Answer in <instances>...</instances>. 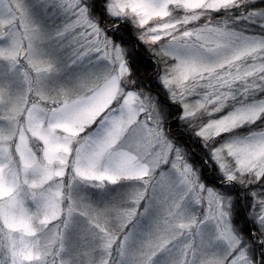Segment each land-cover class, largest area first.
Wrapping results in <instances>:
<instances>
[{"label":"snow or ice","instance_id":"obj_1","mask_svg":"<svg viewBox=\"0 0 264 264\" xmlns=\"http://www.w3.org/2000/svg\"><path fill=\"white\" fill-rule=\"evenodd\" d=\"M124 7L122 0H35L33 10L62 21L49 27L29 13L23 56L10 35L0 37V264H156L164 253L170 264H264L234 234L227 200L199 182L166 133L155 98L122 86L130 71L116 43L123 36H109L100 21ZM230 9L239 15L214 16ZM135 10L174 21L137 37L179 105V120L207 148L205 163L218 165L228 181L264 176V127L215 140L264 119V0H141ZM241 20L258 31L239 30ZM93 59L104 68L96 70ZM226 104L231 110L213 115ZM77 178L142 183L127 206L96 207L72 195ZM54 182L55 197L47 191ZM252 195L264 246V195ZM186 198L203 211L184 207ZM75 217L84 222L78 230ZM137 217L145 223L134 226Z\"/></svg>","mask_w":264,"mask_h":264},{"label":"rangeland","instance_id":"obj_2","mask_svg":"<svg viewBox=\"0 0 264 264\" xmlns=\"http://www.w3.org/2000/svg\"><path fill=\"white\" fill-rule=\"evenodd\" d=\"M251 1H254V0H245L246 3L251 2ZM34 2L35 0H0V37L4 35H10L12 40H14L17 43V45L21 46L20 47L21 56H23L24 51L27 50L28 45H29V41H28V38L25 32V23H26L25 17L29 13H31L35 19L41 20L46 26H49V27L59 24L63 19L62 15L60 14L46 17L39 10H33L31 8V5ZM178 12L179 10H177V14ZM228 12H231V11L229 10ZM233 12L235 11H232V13ZM115 19L116 18L114 17H107V20H115ZM100 23L103 26L105 22L100 21ZM237 23L246 24L242 20L237 21ZM120 24H127L131 27L132 35L134 37L136 44L138 45L140 44L144 48V51H146L150 55V58L153 61V66H152L153 71L151 74H149V80L155 84L154 86H150V87H147L146 85L143 89L142 87L143 85L140 83L141 81H139V86L135 88L134 83L136 81V78L134 77H137V76L135 75L133 76V74L129 71L128 73L129 83L125 84L122 81V86H124L126 90H132V91L143 90V92L155 98V103L157 104L158 110L160 111V114L162 116L165 131L169 136V133L171 130L169 127V124L171 123L172 120H177V119L179 120L178 116L180 112V107L178 104H174L169 99L167 91L163 88L161 82L158 80L156 71H155L157 65H156L155 60L153 59V54L148 50V48L146 47V45L143 44V42L139 41L136 35L137 30L135 26L132 25L131 22L127 20L126 18L122 19L121 22L115 26V28L118 27ZM243 24L239 25L241 27V28H238L239 30H242L248 34H254L252 32H247V30H254L256 29L255 26L251 24L244 26ZM115 28H107L106 29L107 34L109 35V32H112V30H114ZM121 47L124 49V55H125L126 48L123 47L122 45ZM92 64L96 70H102L105 66V62L103 60L93 59ZM175 105H176V108H178V111L175 112L174 117H173V113H172L173 109L171 108V106L175 107ZM229 110H231L230 105L226 104L225 107L221 109L219 113H215L213 115L216 117H219L220 115L226 114ZM178 124L181 125L183 128H185L186 130H189L192 132V130L188 128L187 124H183L180 120L178 121ZM245 125H248V124H245ZM95 128H96V125L94 124L89 129H86V132L84 134L94 131ZM234 130L235 129L231 130L228 133L223 134L220 137L215 138L217 144L220 142H223V140L226 138L237 136V135L232 134ZM59 134L60 133H58V135ZM176 135H178V133ZM246 135H241L237 137H244ZM186 140L189 145H191L192 143L198 145V147L201 150V153L203 150L202 155H204V157L196 155V157H198L199 160L196 159L194 162H198L201 164L203 163L204 165L202 166H204V168H201V167L199 168V167L194 166V170H197V178L200 183H202L206 188H211L214 191H217L218 194L222 195V197L227 200L228 204H227L226 210L229 213V222L234 230V234L238 235V237L241 239L242 244H243V239L237 233L236 229L234 228V225L232 224L233 222L231 219L232 203L235 202L236 208H239L240 206H242V209L244 210V213L247 216L246 221L249 222V225H251L252 227L253 226L255 227L256 231L251 227L250 233L252 235L257 236V241L259 243L260 241L259 227L250 213L252 210V205H253V200H254L252 193L255 192L257 194V198H259V196L261 195H264V180H262L261 182H258L260 181V179H262L263 176L258 179L254 177L252 178L251 182H257V185L255 186L254 189L246 191L245 192L246 195L242 191H237V193L236 192L234 193L233 192L234 188H238L239 186H242L243 184H249L251 182L242 183L241 181H236V180L228 181L225 178L223 172L219 169L218 165L210 161L208 163H205V161L209 159L208 150L201 143V139L199 137L193 134L191 136L190 135L187 136ZM176 145L179 146L178 144ZM181 148L183 149V147ZM192 155L193 157H195L194 153ZM187 159L189 158L187 157ZM167 167H168L167 165L161 166L160 169L156 170V173L158 174L159 171L161 170H167ZM201 169L205 171L204 172L205 174L201 172ZM213 178L217 180L215 181L213 180ZM64 179H65V182L67 183L69 179L67 174ZM57 183L58 182H54L52 185L49 186V188H55V185H57ZM141 183L142 182L137 181V180L122 178L120 181H118L115 184H110L106 182L105 184L98 186L95 183H89V182H86V181H83L77 178L71 181V192L74 197H81L96 207H104L106 205H112V204L127 206V204L130 203V201L127 200L128 194L131 193L135 188L141 186ZM230 188H232L231 191H229ZM144 204H145V201H142L141 205L138 208L139 211H143ZM183 206L187 207L190 211L194 213L197 211H200V212L203 211L202 206L195 205L189 198L185 199ZM73 223L76 226L77 230L82 228L84 224L82 218H79V217H75L73 220ZM144 223H145L144 217H137L135 218L134 226H140V225H143ZM208 227H209V230H211V226H208ZM75 242L76 241L74 240V233L73 232L67 233L66 243L69 244V246H71ZM259 245H260V248H259L258 254L257 255L253 254L256 259L258 258V260L260 258L259 255L264 254V250H262V247L264 246H262L260 243ZM246 250L250 252V248H247ZM250 255H252V252L250 253ZM156 264H170L169 254L164 253L158 256L156 258Z\"/></svg>","mask_w":264,"mask_h":264},{"label":"trees","instance_id":"obj_3","mask_svg":"<svg viewBox=\"0 0 264 264\" xmlns=\"http://www.w3.org/2000/svg\"><path fill=\"white\" fill-rule=\"evenodd\" d=\"M103 2V0H102ZM254 1L248 2L249 4L254 3ZM229 10H221L218 13H215L214 16L216 17H220V16H225L226 13ZM231 13L232 11H235L232 13L233 16L239 15V13L235 10V9H230ZM227 18V17H226ZM101 22H105V21H101ZM243 23L238 24L237 23V27L241 28L239 25H241ZM244 26H247L248 24H243ZM119 30V31H117ZM256 29L254 30H247V32H252L255 33ZM109 35L112 36L113 38H115V36H123V42H121L120 40H116L117 43H120L123 47L126 48V52H125V58H126V62L130 68V72L133 74V76H137L134 77L136 78L135 81V88H137L139 86V81H141L140 83L143 85V89L144 87L147 85V87L150 86H154L155 84L149 80V74L152 73L153 69V61L150 58V55L144 51V48L139 44H136L134 37L132 35V31H131V27L127 24H120L118 27H116L114 30H112V32H109ZM129 53H133V55H129ZM138 83V84H137ZM171 108L173 109L172 113H173V117L175 112L178 111V108H176L174 106H171ZM178 119L177 120H172L171 123L169 124L170 127V133L169 136L171 139H173V141L178 144L179 146L183 147L184 151L186 152V156L189 158V162L193 165V167H201L204 168L203 163H198V162H194L196 159H198L197 156H203V150L201 153L200 148L198 147V145L192 143L191 145H189L187 143V136H191L193 135V133L189 130H186L185 128H183L181 125L178 124ZM264 127V119H258L257 121L250 123L248 125H243L240 126L238 128H236L234 130V132L232 133L233 135H237V136H241V135H246L249 132L253 131V130H258L260 128ZM178 133V135L176 134ZM195 154V157H193V153ZM200 171V170H199ZM201 172L203 174H205L203 171V169H201ZM213 180H217L215 178H213ZM262 180H264V176L262 177V179H260L261 182ZM257 185V182H251L249 184H243L242 186H239L238 188H234L233 192L237 193V191H242L245 192L249 191L251 189H254L255 186ZM232 188L229 189V191H231ZM246 195V194H245ZM243 198V196H242ZM238 200V199H237ZM241 207V208H240ZM239 208H236L235 206V202L232 203V214H231V219H232V224L234 225V228L236 229L237 233L242 237L243 239V244H248V248H250V252L249 254L252 252V256H254L253 254H258L260 245L257 241V236L256 235H252L250 233V228L252 227L251 225H249V222L246 221L247 220V216L244 213V210L242 209V206H240ZM255 231V227H252ZM261 259H264V254L259 255ZM258 260V258H257Z\"/></svg>","mask_w":264,"mask_h":264},{"label":"clouds","instance_id":"obj_4","mask_svg":"<svg viewBox=\"0 0 264 264\" xmlns=\"http://www.w3.org/2000/svg\"><path fill=\"white\" fill-rule=\"evenodd\" d=\"M112 0H105L106 4L111 3ZM124 3L125 7L122 10V13L119 16H116L115 20H106L104 23V26L106 28H115L117 24L121 22L122 19H127L131 22L132 25L135 26L136 28V35H143V34H151L152 28L160 25L162 23H172L174 21L172 20H163L160 17H151L148 19H145L144 16L139 15L137 11L135 10L138 5L140 4L141 0H122ZM106 15L108 17H112L110 13L106 11ZM187 15L191 17H195L199 15V13L195 11H190L187 13ZM158 118H162L161 114H159ZM76 147L78 148L79 145L77 144ZM75 159L73 160V166H75ZM48 193L55 197L56 193L59 191V185H55V188H48L47 189Z\"/></svg>","mask_w":264,"mask_h":264}]
</instances>
